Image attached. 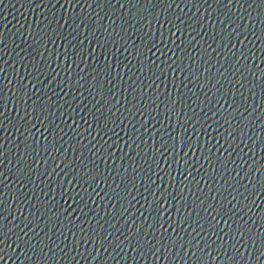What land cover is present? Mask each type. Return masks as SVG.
Here are the masks:
<instances>
[{
    "label": "water",
    "instance_id": "95a60500",
    "mask_svg": "<svg viewBox=\"0 0 264 264\" xmlns=\"http://www.w3.org/2000/svg\"><path fill=\"white\" fill-rule=\"evenodd\" d=\"M262 21L261 0H0V264H260Z\"/></svg>",
    "mask_w": 264,
    "mask_h": 264
},
{
    "label": "snow or ice",
    "instance_id": "6c2138e0",
    "mask_svg": "<svg viewBox=\"0 0 264 264\" xmlns=\"http://www.w3.org/2000/svg\"><path fill=\"white\" fill-rule=\"evenodd\" d=\"M148 2L151 3V0H148ZM229 2H231V0H229ZM261 3H264V0H261ZM121 7H123V5H121ZM243 19H244L243 17H240V20H243ZM249 19H250V20L252 19L251 15H249ZM169 23H171V22L169 21ZM180 23L183 24L184 21L181 20ZM229 23L231 24V23H233V21H232V20H229ZM262 23H264V21H262ZM175 26H176V25H173V27H175ZM60 27H63V25H60ZM238 27H239V26H238ZM245 27H246V25H245ZM234 31H235V29H234ZM172 34L174 35V33H172ZM253 34L255 35V33H253ZM237 35H240V33L237 32ZM262 35H264V32H262ZM81 43H83V42L81 41ZM153 46H155V45H153ZM22 119H23V118H22ZM197 235H199V233H198ZM105 240H107V237H105ZM2 243H4V241H0V244H2ZM197 243H199V241H197ZM262 243H264V242H262ZM9 247H10V246H9ZM2 250H3V249H0V251H2ZM132 250H133V251H136V248H132ZM105 251H107V249H105ZM200 251H203V249H201ZM145 254H147V253H145ZM237 254H240V253L238 252V249H237ZM194 255H195V253H194ZM240 255H242V254H240ZM260 256H264V252H261V253H260ZM229 259H232V258L230 257ZM257 260H260V257H257ZM260 264H264V260H262V261L260 262Z\"/></svg>",
    "mask_w": 264,
    "mask_h": 264
}]
</instances>
